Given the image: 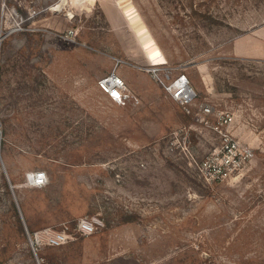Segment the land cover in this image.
Returning <instances> with one entry per match:
<instances>
[{
  "label": "rangeland",
  "instance_id": "rangeland-1",
  "mask_svg": "<svg viewBox=\"0 0 264 264\" xmlns=\"http://www.w3.org/2000/svg\"><path fill=\"white\" fill-rule=\"evenodd\" d=\"M60 3L0 0V264H264V0ZM20 189L97 232L36 254Z\"/></svg>",
  "mask_w": 264,
  "mask_h": 264
},
{
  "label": "built area",
  "instance_id": "built-area-1",
  "mask_svg": "<svg viewBox=\"0 0 264 264\" xmlns=\"http://www.w3.org/2000/svg\"><path fill=\"white\" fill-rule=\"evenodd\" d=\"M98 87L118 104H124L131 99L138 101L126 80L118 73L101 77L98 81ZM165 87L168 93L180 102L190 101L195 94H190V89L192 88L185 74L179 76L174 82L165 85ZM206 110L209 111V108L207 107ZM2 140L3 128L0 124V150ZM227 148L230 149V144H228ZM27 179L32 186L42 188L48 184L49 174L46 170L37 169L30 172ZM98 228V220L94 217L86 216L79 218L74 227L65 223L61 227L46 226L35 230L27 229V237L31 248L37 254L43 247L64 245L75 239L76 234L82 236L91 235L96 233Z\"/></svg>",
  "mask_w": 264,
  "mask_h": 264
},
{
  "label": "crops",
  "instance_id": "crops-1",
  "mask_svg": "<svg viewBox=\"0 0 264 264\" xmlns=\"http://www.w3.org/2000/svg\"><path fill=\"white\" fill-rule=\"evenodd\" d=\"M38 190L43 189V188H37ZM18 198L20 201L21 205V212L24 215L25 221L32 225L36 226L35 229L50 226V225H57L58 222H56L53 218H48V217H39L35 216L31 211H29V200L32 199V195L28 190L25 189H20L18 192ZM33 229V230H35Z\"/></svg>",
  "mask_w": 264,
  "mask_h": 264
},
{
  "label": "bare ground",
  "instance_id": "bare-ground-1",
  "mask_svg": "<svg viewBox=\"0 0 264 264\" xmlns=\"http://www.w3.org/2000/svg\"><path fill=\"white\" fill-rule=\"evenodd\" d=\"M67 3V2H66ZM63 5H65V0H61V3L57 6L58 9L61 8ZM190 94L193 95L194 91L192 89H190Z\"/></svg>",
  "mask_w": 264,
  "mask_h": 264
},
{
  "label": "water",
  "instance_id": "water-1",
  "mask_svg": "<svg viewBox=\"0 0 264 264\" xmlns=\"http://www.w3.org/2000/svg\"><path fill=\"white\" fill-rule=\"evenodd\" d=\"M151 38V37H150Z\"/></svg>",
  "mask_w": 264,
  "mask_h": 264
}]
</instances>
